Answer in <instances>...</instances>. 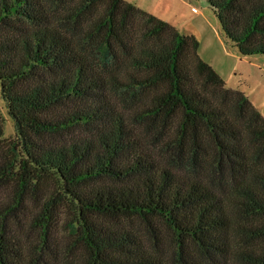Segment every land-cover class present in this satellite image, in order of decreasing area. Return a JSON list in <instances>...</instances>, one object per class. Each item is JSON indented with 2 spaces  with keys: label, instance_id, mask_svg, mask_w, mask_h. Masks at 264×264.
<instances>
[{
  "label": "trees",
  "instance_id": "1",
  "mask_svg": "<svg viewBox=\"0 0 264 264\" xmlns=\"http://www.w3.org/2000/svg\"><path fill=\"white\" fill-rule=\"evenodd\" d=\"M264 57V0H205ZM192 35L125 0H0V264H264V117Z\"/></svg>",
  "mask_w": 264,
  "mask_h": 264
},
{
  "label": "rangeland",
  "instance_id": "2",
  "mask_svg": "<svg viewBox=\"0 0 264 264\" xmlns=\"http://www.w3.org/2000/svg\"><path fill=\"white\" fill-rule=\"evenodd\" d=\"M165 21L179 33L198 41V55L224 80L226 87L243 92L264 117V57L239 56L226 40L211 7L205 0H125ZM3 136H15V126L0 94Z\"/></svg>",
  "mask_w": 264,
  "mask_h": 264
}]
</instances>
